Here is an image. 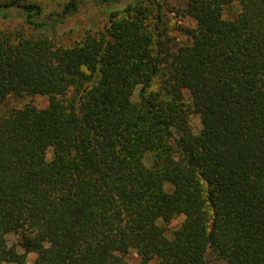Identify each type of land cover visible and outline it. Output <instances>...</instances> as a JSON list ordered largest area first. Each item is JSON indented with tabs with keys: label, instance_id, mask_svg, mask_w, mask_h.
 I'll use <instances>...</instances> for the list:
<instances>
[{
	"label": "trees",
	"instance_id": "16d2710c",
	"mask_svg": "<svg viewBox=\"0 0 264 264\" xmlns=\"http://www.w3.org/2000/svg\"><path fill=\"white\" fill-rule=\"evenodd\" d=\"M87 2H0L28 29H0V103L48 97L0 115V264H264V0H184V40L158 0H96L106 25L63 46Z\"/></svg>",
	"mask_w": 264,
	"mask_h": 264
},
{
	"label": "rangeland",
	"instance_id": "374dc122",
	"mask_svg": "<svg viewBox=\"0 0 264 264\" xmlns=\"http://www.w3.org/2000/svg\"><path fill=\"white\" fill-rule=\"evenodd\" d=\"M5 0H0V2ZM34 2L42 6V16L45 17L50 13H57L60 11L62 5L67 0H23ZM96 0H88V2L82 7L79 13L68 18L64 23L59 24L56 27L55 39L63 46H70L75 41L80 40L83 37L84 29L91 28L93 30L102 29L108 20L107 13L104 12V6H96ZM162 10L164 11V24L167 27L168 33L175 40H184L185 37L181 34V26H194V21L181 14V9L184 6V0H158ZM111 8H116L118 4H111ZM238 10L237 4H233L231 7L226 8L225 17L232 16ZM23 28L24 32L28 30L19 16L13 15L8 18L0 16V29L14 30ZM26 28V29H25ZM152 89L157 88V83L154 80ZM140 86H137L134 90L133 100H136ZM184 98L188 99L187 91H183ZM48 104V97L43 95L33 96H8L2 103H0V115H4L12 109L18 108H35L41 109ZM190 126L194 133H197L200 129L199 116L190 114ZM52 151L47 152V158H50ZM145 163L150 164L149 155L145 156ZM184 216L179 215L173 218L167 225V235L170 236L183 221ZM7 243L9 246H13L18 252H23L21 246L18 245V235L15 233H8L6 235ZM36 254L28 253L26 255V261L32 263ZM126 264H156V259H152L147 263H142L141 259L134 250H131L125 256ZM212 264H224L221 260L211 259ZM14 264V263H3Z\"/></svg>",
	"mask_w": 264,
	"mask_h": 264
}]
</instances>
